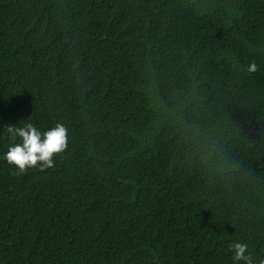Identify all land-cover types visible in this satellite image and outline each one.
<instances>
[{"label":"trees","instance_id":"trees-1","mask_svg":"<svg viewBox=\"0 0 264 264\" xmlns=\"http://www.w3.org/2000/svg\"><path fill=\"white\" fill-rule=\"evenodd\" d=\"M26 123L67 128L54 168L5 160ZM236 242L264 259V0H0V264H233Z\"/></svg>","mask_w":264,"mask_h":264},{"label":"clouds","instance_id":"clouds-1","mask_svg":"<svg viewBox=\"0 0 264 264\" xmlns=\"http://www.w3.org/2000/svg\"><path fill=\"white\" fill-rule=\"evenodd\" d=\"M242 70L251 75L259 68L252 61ZM4 133L13 141L4 158L9 165L18 169L16 175H21L28 169L44 172L54 168L55 157L64 153L69 146L68 130L62 123H57L46 131L39 130L32 123L20 124L19 127L7 125ZM229 251L232 253L233 264H255L247 244L233 243ZM259 264H264V259H260Z\"/></svg>","mask_w":264,"mask_h":264}]
</instances>
